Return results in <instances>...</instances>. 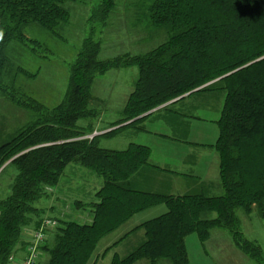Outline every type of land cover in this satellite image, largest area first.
<instances>
[{
    "label": "trees",
    "instance_id": "1",
    "mask_svg": "<svg viewBox=\"0 0 264 264\" xmlns=\"http://www.w3.org/2000/svg\"><path fill=\"white\" fill-rule=\"evenodd\" d=\"M75 1L0 0V72L8 65L13 41L34 51L35 42L24 34L30 25L58 37L57 29L69 22L66 7ZM111 6L112 0H101L90 21L107 15ZM148 21L154 29L168 28L171 36L147 56L100 61V48L89 33L77 49L57 105L44 108L36 100H21L22 107L34 105L45 115L0 145V168L9 162L0 176L11 170L9 194L0 199V264H9L23 250L22 230L36 229L44 219L40 200L52 194L74 165L102 180L91 200L73 204L79 211L89 210L91 222L57 218V227L41 247L45 264H86L102 238L159 203L167 206V213L134 228L130 233L143 231L142 244L124 259L114 257L111 264H189L185 236L196 233L204 243L224 223L238 247L258 258L255 246L241 241L232 212L241 208L248 213L252 205L262 210L264 201V0H154ZM128 66L137 67L138 82L123 108V120L111 126L120 127L104 138L169 102L173 106L196 94L222 93L215 147L221 195L172 196L132 189L130 179L150 166L147 148L132 144L118 152L100 148V137L80 140L85 131L78 121L91 115L95 76ZM209 213L215 218L204 219Z\"/></svg>",
    "mask_w": 264,
    "mask_h": 264
},
{
    "label": "rangeland",
    "instance_id": "2",
    "mask_svg": "<svg viewBox=\"0 0 264 264\" xmlns=\"http://www.w3.org/2000/svg\"><path fill=\"white\" fill-rule=\"evenodd\" d=\"M153 1L112 0L107 15L92 23L90 16L97 10L101 0H76L66 7L70 14L69 22L57 29L55 34L58 37L33 24L27 27L24 34L35 42L36 47L32 46L34 51H31V45L13 41L7 50L8 65L0 72V145L31 127L41 119L40 115H45V111L42 113L34 105L28 109L22 107L21 100H36L44 108L59 103L67 88L77 49L89 33H93L92 40L100 48L98 60L103 62L117 58H142L165 44L171 36L169 29H154L148 21V9ZM138 78L135 66L112 69L95 76L90 93L92 99L88 105L91 115L78 121V126L85 131V136L80 140L100 137V148L118 152L132 144L147 148L150 166L143 167L130 179L129 187L132 189L166 195L167 183H162L163 189L155 191L154 181L164 179L166 174L156 169L159 167L198 178L191 179L188 187H185L183 178L174 179L170 195H221L219 158L215 147L219 139L222 93L184 95L187 98L176 105H171L173 101L164 104L152 110L151 116L136 125L123 127L112 138H104L103 134L120 127L111 128L123 120V108L135 91ZM217 81L206 86H212ZM172 108L184 113V116L165 113ZM8 164L2 166L0 172ZM10 174L11 170L7 169L0 176V199H5L9 194ZM100 179L79 165L70 167L59 186L53 190L55 193L40 200L38 206L45 210L44 218L56 220L59 217L57 214H66L67 218L84 223L79 215L84 217L87 212L72 208V204L78 200H91L89 193L100 185ZM56 197L65 199L67 204L56 205L54 212H50L45 204ZM167 211V206L159 203L135 214L98 242L86 264H111L114 257L126 258L144 240L142 230L130 232ZM232 213L241 241L255 246L258 258H250L238 247L224 223L221 228L211 230L209 239L204 243L196 233L185 236L189 264H264V201L262 210L252 205L248 213L241 208H234ZM215 215L209 213L203 218L213 219ZM136 264L150 263L141 260ZM157 264L171 263L159 261Z\"/></svg>",
    "mask_w": 264,
    "mask_h": 264
},
{
    "label": "crops",
    "instance_id": "3",
    "mask_svg": "<svg viewBox=\"0 0 264 264\" xmlns=\"http://www.w3.org/2000/svg\"><path fill=\"white\" fill-rule=\"evenodd\" d=\"M176 105V104H175ZM172 111H169V112H165V113H167V114H170V116H172V115H177V116H184V113H179V112H177V111H175L173 108L171 109ZM156 169H158V170H160L161 172H163V173H166L165 174V176H163L164 177V179H161L160 181L158 180V181H154L155 183H154V185H155V191H160V189L162 188L163 189V186H162V183H167L168 184V188H167V191H165L166 192V195H170V189H171V187H172V184H173V181H174V179H181V178H183L184 179V181H185V187H188L189 185H190V181H191V179H198V178H196V177H194V176H190V175H186V174H180V173H178V172H175V171H173V170H169V169H160L159 167H157ZM157 171V170H156ZM158 173H159V171H157ZM162 175H164V174H162ZM144 181H145V179H143ZM144 184H146V182L144 183ZM99 186H97L95 189H93L92 191H91V193H89L90 194V198L91 197H93L94 196V194H96L95 192H96V190H97V188H98ZM165 192H163V193H165ZM162 193V192H161ZM88 194V195H89ZM173 196V195H172ZM67 204V201L64 199V200H62V199H60L59 197H56V198H53V199H50L48 202H47V204H45V206H47L48 207V210L50 211V212H54V209H55V206L56 205H61V206H65ZM74 204V203H73ZM73 204H72V208H74V206H73ZM49 205V206H48ZM81 212H87L86 214H85V216L83 217L82 215H79V218L81 219V220H83L84 221V223H90L91 222V216H90V214H89V210H84V211H81ZM59 217H58V219H62V218H67L68 216H66V214H64L63 216H66V217H63V216H61V215H59V214H57ZM77 217V216H76ZM75 217V218H76ZM78 218V217H77ZM78 218V219H79ZM45 219V218H44ZM32 230H35V228H32V227H28V228H25L24 229V232H23V235H22V240L25 242L26 240H27V233H29V232H31ZM18 256H20L21 255V251L19 252V254H17ZM46 263V258L44 257L43 258V260L40 262V264H45Z\"/></svg>",
    "mask_w": 264,
    "mask_h": 264
},
{
    "label": "built area",
    "instance_id": "4",
    "mask_svg": "<svg viewBox=\"0 0 264 264\" xmlns=\"http://www.w3.org/2000/svg\"><path fill=\"white\" fill-rule=\"evenodd\" d=\"M54 223L50 221L43 222L40 231L31 233L29 243L26 246V255L21 260H11L12 264H38L39 245L45 240L47 230L53 227Z\"/></svg>",
    "mask_w": 264,
    "mask_h": 264
}]
</instances>
